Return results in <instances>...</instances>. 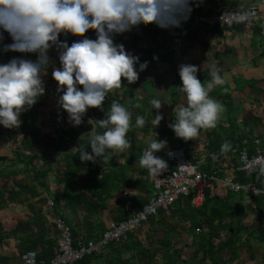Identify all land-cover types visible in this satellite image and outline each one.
Masks as SVG:
<instances>
[{"label":"crops","instance_id":"1","mask_svg":"<svg viewBox=\"0 0 264 264\" xmlns=\"http://www.w3.org/2000/svg\"><path fill=\"white\" fill-rule=\"evenodd\" d=\"M228 4L232 6V9L255 5L260 12L264 13V0H228ZM198 14H207V12L202 10ZM70 35L60 39L67 40L70 45L74 40L81 38L72 39ZM85 35L92 39L96 38L94 30H89ZM10 42L11 38L5 33L4 43ZM115 42L123 44L130 53L138 55L141 62L148 61L147 68L139 73V79L131 84L132 87L130 85L135 104L129 109L132 114L131 119L142 113L147 119L148 128H145V132L130 131L127 134L131 142L130 148L124 151L109 149V157L117 160L115 164L103 166L101 173L95 176L96 178L86 174L87 164L84 163L78 171L74 166L67 177L65 175L67 164L64 157L69 152L75 153L77 149L83 150L89 147L91 137L96 134V126L92 118L94 114L100 113L106 117L109 104L113 100L127 104L130 97L123 96L120 90H111L102 108H94L96 109L94 114L91 109H88L79 126L65 124L77 134L78 138L75 145L71 146V150L65 147L56 148L53 144H46L45 141L52 136L51 120L54 123L67 122L68 114L62 113L58 104L60 93L57 90H51L55 85L57 87L58 82L47 83L44 75V84L49 94L41 96L35 104L38 116L30 132L38 138V143L33 146L32 151L17 147L18 151L24 155L22 159L30 157L32 160L15 162L13 155L15 147L11 146L6 138L0 139V157H7V161L0 164V264H23L20 257L28 251L36 252L40 261L48 263L54 257L58 236L51 222L52 216L61 217L71 232L74 230L76 235L74 240H95L111 225L126 220L129 214L137 212L151 199L152 195L140 190L139 185L136 186L137 189L132 185L134 186V181L141 177L140 173L144 167L139 164V160L152 141L167 140L163 153H156L165 161V153L179 147L176 146L175 141L179 137L175 135L169 124L174 122L178 109L187 104L186 94L180 88L182 81L178 69L181 64L198 66L197 76L205 84L211 79L212 70L219 71L224 84L214 87L210 92V96L223 105V111L217 121H227L226 113H234L237 107L244 110L243 115L239 113L236 118L234 117L239 126H242V133L232 132L234 128L230 125L229 129L232 128V131L228 135L235 133V138L244 136L240 143L245 138L264 133V37L260 35L258 26L248 29L243 27L221 29L183 24L179 28L165 29L158 28L155 24H148L117 35ZM13 54L22 55L18 52ZM50 56L51 66L59 67L58 51L55 48L50 50ZM29 58L35 60L36 57L32 54ZM122 82L128 84L124 78ZM173 84H176V87L170 90ZM154 98L162 101L159 111L164 117L161 122L164 123L167 120L165 126L154 127L152 124L157 112L150 103ZM174 99L175 106L171 109ZM217 128L215 126L207 131L202 128L196 137L182 145L186 147L187 158L191 162H196L204 151L215 153L217 156L230 153V149L221 154L208 149L209 140L206 139V135L211 131L217 132ZM221 138L223 137H219L220 147L225 143L221 141ZM96 165L100 164L94 163L91 169ZM235 166H237L236 157L231 155L228 164L223 162V165L215 166L209 162L207 171L212 174L220 168L228 174ZM111 168L120 172L127 169L125 171L127 179L124 177L119 181L110 176L105 177L104 175L108 174ZM167 171L168 166L157 175L151 174V179ZM237 179H240L239 173ZM96 180L102 183L115 180L113 184L119 187L117 192H112L113 197L105 201L104 207L98 210L95 209V205L86 207L75 199L79 193L87 202H98L97 197H92ZM124 180L131 181V187ZM67 191L70 195L65 194ZM224 195V193L218 194L221 197ZM251 196L264 195L242 194L241 205L245 214L242 217V213L239 212L241 213L239 216L243 218L240 223L243 230L232 242L234 227L238 228L237 221L231 230L219 234L213 244L223 245L224 248L214 262L210 260L200 262L201 254L195 255L197 247L193 243L188 224L177 222L176 203L169 215L162 213L166 216L165 218H168L167 221H158L160 213L157 217L149 218L134 233H141L142 244L144 247L150 246V252H154L157 248L155 240L166 239L167 252L169 254L177 252L180 255L176 264H264V221L260 219L257 212L253 213L249 208ZM48 200L54 202L52 215L46 209ZM141 202L145 204L142 205ZM132 256L135 254L133 255L130 250H122L121 245L111 244L101 255L94 256L89 264H150L147 260Z\"/></svg>","mask_w":264,"mask_h":264},{"label":"clouds","instance_id":"2","mask_svg":"<svg viewBox=\"0 0 264 264\" xmlns=\"http://www.w3.org/2000/svg\"><path fill=\"white\" fill-rule=\"evenodd\" d=\"M192 3L193 0H0V51L36 57L14 56L0 63V125L19 127L21 113L45 94L43 76L52 64L50 50L55 48L59 67H53L51 74L58 82V104L67 112L68 122L79 126L89 108H102L109 92L123 86L122 78L132 84L148 66V61L141 62L138 55L116 43L115 37L140 25L179 28L188 19ZM89 30H94L95 39L85 35ZM5 33L11 43H4ZM68 34L81 38L69 45L60 39ZM178 72L187 104L178 109L169 127L177 137L190 140L202 128L216 126L223 105L210 92L224 80L218 70H212L205 84L197 76L198 66L188 63L181 64ZM150 103L157 110L152 120L156 127L164 118L159 111L162 101L154 98ZM131 117L124 105L112 101L106 118L99 120L105 131L91 137V152L85 147L80 159L94 162L109 149L130 148L127 133ZM145 124L143 116L136 117L137 126ZM166 145L167 140H154L143 152L139 164L150 174L157 175L167 167V162L156 155ZM230 147V142H225L221 151Z\"/></svg>","mask_w":264,"mask_h":264},{"label":"built area","instance_id":"3","mask_svg":"<svg viewBox=\"0 0 264 264\" xmlns=\"http://www.w3.org/2000/svg\"><path fill=\"white\" fill-rule=\"evenodd\" d=\"M183 24L221 29L235 27L248 29L258 26L260 35L264 37V13L255 5L228 9L223 0H216L209 14L191 11ZM186 153L185 146L168 150L165 153L168 171L152 178L151 199L137 212L129 214L126 220L111 225L95 240H74L71 229L63 219L52 216L51 222L58 232L54 257L48 263H44L38 260L36 252L28 251L20 257L23 264H74L86 257L101 255L109 244L125 241L129 234L134 233L149 218L157 217L159 213L169 215L174 204L184 197L188 198L189 206L197 210L203 206L205 191L212 193L223 189L246 196L264 195V133L243 139L236 147L230 149V153L222 156L204 151L193 163L187 158ZM231 155L236 157L237 166L228 174L220 168L212 174L208 173L209 162L215 166L223 165V162L228 164ZM238 173L242 176V181L237 179ZM46 209L50 215L53 214V200L46 202ZM195 232L200 233L201 229L198 228Z\"/></svg>","mask_w":264,"mask_h":264},{"label":"trees","instance_id":"4","mask_svg":"<svg viewBox=\"0 0 264 264\" xmlns=\"http://www.w3.org/2000/svg\"><path fill=\"white\" fill-rule=\"evenodd\" d=\"M226 7L228 9H232V6L228 4V0H223ZM216 0H193L192 3V11L200 13L202 10L210 13L214 7ZM204 6V7H203ZM64 35H61L63 37ZM60 37V38H61ZM72 39H75L76 36L70 35ZM12 42V41H11ZM10 42V43H11ZM0 53H14L12 51L9 52H3L0 51ZM27 55V58L31 57L32 54H22ZM21 55V56H22ZM52 66H49L47 70V74L45 75L47 78V83H53L55 82V79L52 77ZM122 87L119 89H115L116 91H122L121 94L123 96L129 95L130 100L129 103L124 104L123 102H120L122 105H124L128 110L133 108V105L135 104V101L132 99V85L131 84H125L122 82ZM131 85V87H130ZM124 86H126L124 88ZM46 87L45 94H49L48 88ZM176 84L170 86V90L175 89ZM176 95V92H175ZM118 101V100H113ZM176 100H173V103L171 104V109L175 106ZM111 104H109L110 109ZM91 109L92 113H96V109ZM62 113H67L65 110L61 108ZM38 111L37 107L33 105L30 109L24 111L21 113V124L19 127L14 128H6L2 125H0V139L6 138L8 143L11 144V146H14V161L20 162L22 160L27 159V162L31 161L32 158H23V154H21L18 151L17 147H21L23 150L32 151L33 146H35L38 143V138L36 136H33L30 134L31 130L34 128V124L37 121ZM137 116H143L141 113ZM94 124L96 126V134L102 133L105 131V129L101 128L99 126V120L106 118L103 114L96 113L92 117ZM146 124L143 127H139L136 125V118L131 119V128L127 134L130 133V131H141L145 132V128H148L147 125V119ZM69 122H60V123H54L53 120H51L50 128L52 131V136L49 139H46V144H53L56 148H62L65 147L68 150H71V146L75 145L77 138V134L68 128ZM231 124V123H230ZM234 132V131H232ZM216 131H211L206 135V138L209 140L208 143V149L213 152H218L219 154L223 153L221 151V147L219 145V137L221 134H217ZM22 135V136H19ZM235 133H231L228 135L227 132L223 133V138L225 139V142H230V149L233 147H236L239 141L244 138V136H239L235 138ZM21 138L20 140L18 138ZM90 144V142H89ZM88 144V145H89ZM16 145V146H15ZM148 148V147H147ZM88 152H91V147L89 146L86 149ZM82 149H77L75 153L69 152L66 154L65 162L67 164L65 175L69 177L71 171L73 170V167L75 166L77 168V171L82 167V164H87V172L86 174H90L89 176H96L99 175L102 171L103 166H106L110 163L116 162V158L109 157L108 151L103 155L101 158H97L94 162L93 161H82L80 159V152ZM159 153H163V149L159 151ZM7 161V157L1 156L0 157V164ZM94 163L100 164L96 165L94 168L91 169V166L94 165ZM120 172L118 170H115L114 168H111L109 170V173L104 175L105 177L110 176L111 178L117 179L121 181L125 177V171ZM141 177L136 179L134 181L135 187L132 185L133 188H136V186H140L139 189L142 190L144 193L152 195L153 193V187H152V179L151 174L147 172V169L144 168L141 173ZM96 178V177H95ZM126 178V177H125ZM127 179V178H126ZM113 181L115 180H109V182H100L96 180V184L94 185V188L92 190V197H97L99 199L98 202L92 203L91 201L87 202L85 198H83L79 193L75 196V199L78 202L83 203L86 207L95 205V209H101L104 207L105 201L107 199H111L113 197L112 192H117V189L119 188L117 184H113ZM127 185L131 187V181L124 180ZM240 181H242V176L240 175ZM225 194L224 196H218V194ZM66 195L69 194V192H65ZM70 195V194H69ZM243 200L242 194L239 193H233L229 192L227 190L221 189L220 191L217 190L215 192L210 193L209 191H205V201L203 203V206L197 210L191 209L188 203V198H181L179 199L175 206H176V213H177V219L179 223L186 222L188 224V229L191 232L193 243L197 247V251L195 252V255L201 254L200 262H205L206 260H210L214 262L220 252L223 250L224 246L218 244V246H215L213 244V241L218 238L220 233L229 231L232 229V226L234 223H238V228H235V231L233 232V236L231 239L236 240L238 238L239 233L243 230L240 223L242 221V217H244V211L243 206L241 205V202ZM142 205L145 204V202H141ZM142 207V206H141ZM140 207V208H141ZM139 208V209H140ZM249 208L254 212H257L260 216V219L264 221V196H251V204ZM239 212L242 213V217L239 216ZM160 214V213H159ZM164 214V213H163ZM160 214V219L158 221H167L168 218H165L166 216ZM126 218V217H125ZM127 219V218H126ZM125 220V219H124ZM123 221V220H122ZM228 221V222H226ZM201 229L200 233H196V229ZM73 239H76V235L74 234V230H72ZM141 234V233H140ZM140 234L131 233L127 236L126 240L118 243L122 246V250H130L132 254L141 260H147L150 262V264H176L177 259L180 258V255L177 252H173L172 254L168 253L166 250V239L162 240H155L156 250L154 252H150V246L144 247L142 244V237ZM229 243V242H228ZM113 244V243H112ZM111 245V244H109ZM217 247V248H216ZM56 253V248H55ZM54 253V255H55ZM94 256L86 257L81 261H78L74 264H89ZM38 258V256H37ZM157 258V260H156ZM39 260V258H38ZM49 261V260H48Z\"/></svg>","mask_w":264,"mask_h":264},{"label":"rangeland","instance_id":"5","mask_svg":"<svg viewBox=\"0 0 264 264\" xmlns=\"http://www.w3.org/2000/svg\"><path fill=\"white\" fill-rule=\"evenodd\" d=\"M14 56H16V55H14L13 53L12 54L11 53H0V62L7 63ZM17 56H19V55L17 54ZM51 90L52 91L53 90L56 91L57 90L56 85ZM50 107L52 108V106H50ZM239 113L240 114L242 113L241 115L244 114V110L241 107H237L236 111L234 113L232 112V114L226 113L225 118L227 119V121L226 120H222L220 122L217 121V125H216L218 127L217 128L218 129L217 132L220 133L222 137H223V133L224 132H227L229 134V132L232 131V128H234L233 130H234L235 133H237V134H241L242 133V126H239V123H237V120H235V118L238 116ZM165 122H167V120H165ZM165 122L164 123L160 122L159 125L160 126H165ZM229 126L232 127V128L229 129ZM209 129L210 128H205L204 130L207 131ZM155 131L157 133L159 132V130H155ZM175 141H176V144H177L176 146H182V145H184L186 143L187 140H184L183 138H177V139H175ZM221 141L224 142L225 141L224 138H221ZM245 201L246 200H244V202ZM253 213H255V211ZM254 216H256V214Z\"/></svg>","mask_w":264,"mask_h":264}]
</instances>
